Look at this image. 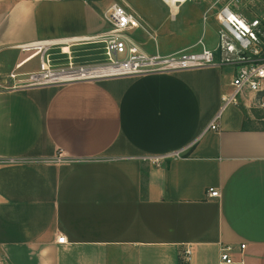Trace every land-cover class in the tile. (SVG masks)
<instances>
[{"label":"crops","instance_id":"1","mask_svg":"<svg viewBox=\"0 0 264 264\" xmlns=\"http://www.w3.org/2000/svg\"><path fill=\"white\" fill-rule=\"evenodd\" d=\"M114 1L147 52L216 45L210 0H0V74L27 44L103 32ZM230 78L205 65L0 88V264H218L220 243L264 264V128L244 101L207 128Z\"/></svg>","mask_w":264,"mask_h":264},{"label":"built area","instance_id":"2","mask_svg":"<svg viewBox=\"0 0 264 264\" xmlns=\"http://www.w3.org/2000/svg\"><path fill=\"white\" fill-rule=\"evenodd\" d=\"M107 23L103 32L87 39L71 40L72 43H96L98 56L75 59L70 53L59 60L52 55L49 46L61 42H43L38 55L37 68L25 72L26 82L19 85H40L88 80L103 76L128 75L153 71L191 68L205 65H231L233 71L229 81L230 88L221 95V105L212 116L207 128L218 129L222 109L228 104H238L248 98L264 103V32L262 19H250L234 11L227 3L221 4L215 13L218 21L217 42L215 47L204 45L188 47L172 52H147L132 38L129 31L140 25L138 16L120 2H112L102 12ZM205 17V16H204ZM66 44H68L66 42ZM24 48V46L22 47ZM79 56V55H78ZM18 66V65H17ZM17 72L11 71L10 77ZM18 86V85H13ZM243 99V100H241ZM56 159H63L59 154ZM165 156L148 157L154 164H160ZM208 197H218L213 187L207 189ZM57 242H66L63 235ZM245 243L219 245L218 264H244L241 255Z\"/></svg>","mask_w":264,"mask_h":264},{"label":"rangeland","instance_id":"3","mask_svg":"<svg viewBox=\"0 0 264 264\" xmlns=\"http://www.w3.org/2000/svg\"><path fill=\"white\" fill-rule=\"evenodd\" d=\"M210 2L214 5V11H216L221 4L227 3L234 11L245 16L248 19L252 17H258L262 19L261 27L263 28L262 31L264 32V0H210ZM130 33L136 35L135 30L131 31ZM213 41H215V36L213 38ZM150 44L152 43L150 42L149 45ZM67 45L69 47V50L67 52L62 50L61 44H52L51 46H49V50L52 52L53 56L59 57V60H63V57L69 53L75 56V59H87L98 56L99 48L97 47L96 43L80 41L79 43H72L71 45ZM19 51H21V49L16 50L15 54L8 55L7 57L9 59H14V57L19 53ZM11 52V50L5 51V53ZM24 56H27V53L21 51L19 54L18 61H20ZM37 63L38 55L29 60L25 66L22 65L23 67H18V69L16 70L10 68L11 71L17 72V75L15 77L9 76V73L11 71L7 73L5 72L2 75L0 74V88L12 87L13 85L25 83L27 81V75L25 74V72L29 69H36ZM223 70L225 76L228 77V75L233 71V66L223 65ZM243 101L247 105V107H245V118L247 124L252 127L264 128V103L252 98H248V96H246V100L244 99ZM230 105L234 104L231 103Z\"/></svg>","mask_w":264,"mask_h":264},{"label":"bare ground","instance_id":"4","mask_svg":"<svg viewBox=\"0 0 264 264\" xmlns=\"http://www.w3.org/2000/svg\"><path fill=\"white\" fill-rule=\"evenodd\" d=\"M51 42V41H48ZM42 43L41 41H36V42H32L30 44H27L24 46V48L22 49V52H26L27 56L22 60L17 62V65L20 66L19 64H21V62H25V61H29L30 59L34 58L37 54H39L41 47H42ZM62 46V50L67 52L69 50L68 45L66 44V42H63L61 44Z\"/></svg>","mask_w":264,"mask_h":264}]
</instances>
